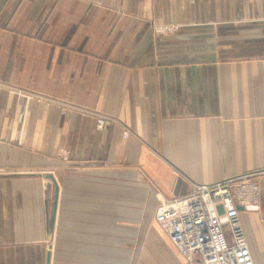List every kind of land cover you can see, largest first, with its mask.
<instances>
[{
    "label": "crops",
    "instance_id": "obj_1",
    "mask_svg": "<svg viewBox=\"0 0 264 264\" xmlns=\"http://www.w3.org/2000/svg\"><path fill=\"white\" fill-rule=\"evenodd\" d=\"M226 20L233 59L178 55ZM0 82V264H128L130 210L249 174L240 221L264 264V0H0ZM154 221L141 264H190Z\"/></svg>",
    "mask_w": 264,
    "mask_h": 264
},
{
    "label": "built area",
    "instance_id": "obj_2",
    "mask_svg": "<svg viewBox=\"0 0 264 264\" xmlns=\"http://www.w3.org/2000/svg\"><path fill=\"white\" fill-rule=\"evenodd\" d=\"M101 119L99 129L106 126ZM260 184L249 176L194 186L163 202L156 220L190 264H255L241 225V208L257 210Z\"/></svg>",
    "mask_w": 264,
    "mask_h": 264
},
{
    "label": "rangeland",
    "instance_id": "obj_3",
    "mask_svg": "<svg viewBox=\"0 0 264 264\" xmlns=\"http://www.w3.org/2000/svg\"><path fill=\"white\" fill-rule=\"evenodd\" d=\"M213 20H209V22H212ZM231 20H226L224 26V30H222V32L225 31V33L223 34L224 38L219 41V43H217V39L215 35H208L207 37L209 38V45L208 48L209 50L206 51H202V44L200 42L202 36H200V34H198V36L195 34V36H193V40H197L196 43L194 42L192 50L191 51H181L178 50L177 53L178 55L180 54H186L189 55L191 54V59L193 61H199L202 58H209V59H213V58H220V59H233L235 56V52L233 49V41H232V28L231 26ZM183 28V24H180L179 22H177L176 24H162L160 25V27L156 28V32L157 34H161V35H168V34H173V33H177L179 31H181V29ZM198 27H193V29H197ZM200 28V27H199ZM207 28V27H204ZM210 28V27H208ZM222 37V35H221ZM206 45V44H203ZM183 56V55H182ZM6 89V84L3 82H0V91L5 90ZM32 100V99H30ZM30 100H26L27 102H30ZM36 100L39 103L45 102V103H50L49 101L45 100V99H41V98H37V99H33ZM94 118H96L97 121V127L99 124V121L101 119H104L106 121V126L103 129H99V130H104L106 127L110 126V125H124V137L125 138H131L136 137L137 134L135 131H133L132 129L130 130V128L117 117V116H112V115H106V114H97L93 116ZM61 156H64V158H67L70 156V152L68 150H64L61 154ZM144 164H131L129 166V171L131 172H136L138 168H143ZM244 176H249L251 178V180L258 182L260 184V190H262V175L261 174H249V175H243V176H238V177H244ZM235 178V177H234ZM229 179V178H227ZM197 185H203V184H195L194 186ZM193 186V187H194ZM136 188L133 187V185L130 184L129 186V201H130V208H132L131 202H135V194H136ZM261 194V191H260ZM166 202L165 200L162 201L156 208V210H145L144 211V215L142 217H138L137 212L135 211H129V219H130V224H132V226H129V243H128V247H129V257H128V264H141L144 260L143 259H139L137 258V256L140 254V252L148 249L150 246L149 245V238L150 233L152 232V227L153 225H155V221H154V215L155 213L157 214V211L160 207V205ZM147 204V203H146ZM152 204V203H151ZM147 206L149 207V204H147ZM259 204L257 205V210H258ZM255 211V210H253ZM138 218H142L144 219V225H142V223L140 225H137V222H140V220ZM154 223V224H153ZM242 225V224H241ZM245 232V231H244ZM52 244L55 247V239L52 242ZM55 250V249H54Z\"/></svg>",
    "mask_w": 264,
    "mask_h": 264
},
{
    "label": "water",
    "instance_id": "obj_4",
    "mask_svg": "<svg viewBox=\"0 0 264 264\" xmlns=\"http://www.w3.org/2000/svg\"><path fill=\"white\" fill-rule=\"evenodd\" d=\"M55 216H56V203L54 205V210H53V214H52V225H51V229H50V240H52V237H53V228H54Z\"/></svg>",
    "mask_w": 264,
    "mask_h": 264
}]
</instances>
